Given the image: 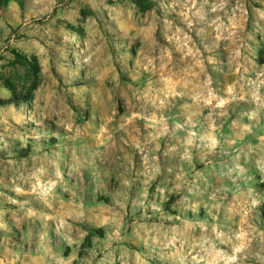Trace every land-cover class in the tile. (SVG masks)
Returning a JSON list of instances; mask_svg holds the SVG:
<instances>
[{
    "label": "rangeland",
    "instance_id": "obj_1",
    "mask_svg": "<svg viewBox=\"0 0 264 264\" xmlns=\"http://www.w3.org/2000/svg\"><path fill=\"white\" fill-rule=\"evenodd\" d=\"M0 264H264V0H3Z\"/></svg>",
    "mask_w": 264,
    "mask_h": 264
},
{
    "label": "trees",
    "instance_id": "obj_2",
    "mask_svg": "<svg viewBox=\"0 0 264 264\" xmlns=\"http://www.w3.org/2000/svg\"><path fill=\"white\" fill-rule=\"evenodd\" d=\"M3 0H0V3L2 2ZM116 1H120V0H116Z\"/></svg>",
    "mask_w": 264,
    "mask_h": 264
}]
</instances>
